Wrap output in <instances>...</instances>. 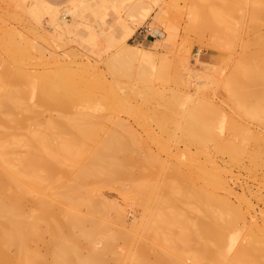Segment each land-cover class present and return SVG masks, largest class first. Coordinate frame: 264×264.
I'll use <instances>...</instances> for the list:
<instances>
[{
  "label": "bare ground",
  "instance_id": "6f19581e",
  "mask_svg": "<svg viewBox=\"0 0 264 264\" xmlns=\"http://www.w3.org/2000/svg\"><path fill=\"white\" fill-rule=\"evenodd\" d=\"M143 4L130 6L142 19L150 11ZM35 6L32 16L43 10L48 22L67 26L63 5ZM22 29L0 25V264H264L261 233L250 239L249 227L245 243L231 255L223 250L246 215L214 155L240 164L246 150L217 135L212 103L186 94L192 102L179 110L176 92L153 87L149 75L138 78L141 88L119 92L75 55L45 56ZM133 31L127 25L103 56L114 77L131 65L143 75L168 36L154 27L159 41L144 47L128 41ZM105 187L140 207L130 227L122 225L124 206L103 196Z\"/></svg>",
  "mask_w": 264,
  "mask_h": 264
},
{
  "label": "rangeland",
  "instance_id": "374dc122",
  "mask_svg": "<svg viewBox=\"0 0 264 264\" xmlns=\"http://www.w3.org/2000/svg\"><path fill=\"white\" fill-rule=\"evenodd\" d=\"M19 1L0 0V25L6 22L28 31L30 33L28 38L33 44L39 43L37 46L43 50L45 56H50L51 51L62 57L71 58L75 55L74 58L98 67L107 80L115 81L119 92L127 88H141L142 82L138 78L149 75L148 79H151L149 82L153 87L176 92L178 97L176 108L179 107V110L185 108L191 101H186V94L192 99L203 96L205 99L201 98L202 100L212 103L215 108L213 125L217 135L221 138L229 137L246 152L251 150L253 154V157H249L246 152L241 154L239 156L241 165L230 164L227 153L213 154L216 162L219 165L223 164L221 167L226 174L224 177L235 194L233 195L235 199L232 197V200L235 203L239 200L241 208L246 207L248 210L244 211L242 208L246 219L240 222L238 227H234L233 231L230 230L232 234H229L230 232L227 234L224 242L227 243L224 245L231 247L225 249L224 246L223 250L227 251V255L228 253L231 255L237 245L240 246L256 234L255 239L260 238V242L264 241V0H197L195 4L192 0H143L145 2L143 5L150 10L143 19L142 15H135L139 12L136 7L130 9L135 0H72L70 4H67L66 0L60 3L63 5L60 9L64 12V23L67 26L48 22L49 15L47 12L41 13L43 10L40 9H37L40 10L38 14L40 18L32 16L30 7L36 5L39 8L42 0H35L37 4L32 0H21L23 4ZM91 3L105 5L116 15L118 31L113 40L122 37L127 25L132 23L134 31L128 41L134 45L151 47L157 44L159 40L152 33L154 27L168 34L167 39H163L161 46H158L161 56L158 55L156 60L154 59L153 67L151 68L150 64L144 65L146 74L140 76L136 66L131 65L127 74L114 77L103 63L105 52L112 50L113 40L108 45L93 49L80 45L74 39L69 19L79 7ZM191 4L195 5L198 12L196 16H191ZM4 12L14 15L11 19L4 20L2 17L5 15ZM172 27H175L174 31H171ZM158 71L159 73L162 71L163 78L157 77ZM229 81L231 82L228 84ZM121 117L126 120L127 116L122 114ZM126 121L132 123L129 117ZM208 145H211V141ZM179 146L183 147L182 141L179 142ZM190 149H195L194 145H190ZM228 164L230 171L227 170ZM102 193L106 199L124 206L122 225L130 227L132 221L141 213L140 207L124 201L114 187H105ZM245 202L250 204V208H247ZM249 223L251 226V223L254 224L253 228L248 225ZM248 230H253L254 233L256 230V233L250 234ZM248 233L253 236L248 238ZM260 233L263 238L261 235L258 236ZM231 235L235 237L233 245H229ZM109 260H112L111 256Z\"/></svg>",
  "mask_w": 264,
  "mask_h": 264
},
{
  "label": "crops",
  "instance_id": "0c3cea01",
  "mask_svg": "<svg viewBox=\"0 0 264 264\" xmlns=\"http://www.w3.org/2000/svg\"><path fill=\"white\" fill-rule=\"evenodd\" d=\"M61 5L66 0H47ZM70 20V30L74 39L87 48H99L108 45L117 35L118 20L114 12L99 3L79 7ZM146 37V36H145Z\"/></svg>",
  "mask_w": 264,
  "mask_h": 264
}]
</instances>
